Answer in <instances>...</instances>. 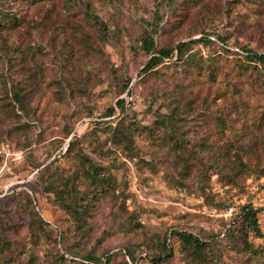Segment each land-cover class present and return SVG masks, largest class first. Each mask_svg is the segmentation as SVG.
<instances>
[{
	"label": "rangeland",
	"instance_id": "1",
	"mask_svg": "<svg viewBox=\"0 0 264 264\" xmlns=\"http://www.w3.org/2000/svg\"><path fill=\"white\" fill-rule=\"evenodd\" d=\"M0 8L16 18L0 28V264H80L106 252L110 264H155L163 243L172 250L164 264H183L177 232L217 240L248 202L264 236V69L244 53L264 52V0H0ZM144 37L156 49L205 43L189 46L194 60L174 50L146 72ZM81 155L107 167L113 183L88 197L77 225L34 165L54 159L48 175L80 176L70 182L83 192ZM223 244L219 264H264V249Z\"/></svg>",
	"mask_w": 264,
	"mask_h": 264
},
{
	"label": "trees",
	"instance_id": "2",
	"mask_svg": "<svg viewBox=\"0 0 264 264\" xmlns=\"http://www.w3.org/2000/svg\"><path fill=\"white\" fill-rule=\"evenodd\" d=\"M15 23L16 18L7 14L6 11L0 8V28L5 26H10L12 28L15 26ZM200 41L205 43V39L201 37L187 42H180L174 48L156 49L154 47L153 38L144 37L143 48L146 51H151L152 56L146 63L143 70L146 72L151 70L153 67L162 62L164 57H171L174 50L177 51V59L194 60V56L192 54H187V51L189 50V46ZM244 51L250 62L254 63L256 67L264 69V52L258 53L251 49H244ZM127 88L128 83H126L122 89L125 90ZM14 96L16 98L18 97L15 92ZM124 105V99L120 98L117 100L116 106L120 110L124 108ZM114 112L115 108L112 107L110 108L108 115H112ZM163 119H165V116L162 115L160 117V123L163 127H165ZM170 121H173L172 116L167 117L166 123L169 125ZM74 137L76 136L74 135L73 138H71L67 151L72 147V142L76 139H74ZM54 162V159L51 160L41 169H38L40 164H33L34 168L37 169L36 176L41 182H43V190L47 193H54L55 200L62 210L70 214L76 221L77 225H81L80 221L82 220V213L88 208V197L90 195H101L107 189V186L113 183V180L110 174L105 173V171H107V167L105 168L104 166L93 162L87 156L81 155V163L85 168L80 175L88 181L86 184L88 189L80 192L78 188L74 186L75 183L70 182L72 177L73 179H79L80 176H68L61 178L60 176L53 174V172L48 175V165L53 164ZM217 173L219 175L222 174V170L218 168ZM258 213V209L252 203L248 202L243 204L225 224V231L222 237H220V233L217 234V240L214 238L204 240L192 233L177 232L176 234L180 240L179 250L181 252L183 264H219V262L223 259V248L225 247L223 244L224 240L229 241L232 245L231 247L235 248L237 251L255 254L257 256L261 255L262 250L264 249V244H258L255 246L251 241H249L250 235L255 238L264 239L259 226ZM124 250L127 256H129L132 260V263H135V258L133 257L132 252L127 247H125ZM170 256H172V250L166 248L163 243L162 251L159 254L152 256L151 259L155 264H164ZM62 258L64 259L63 256ZM111 258L112 253L109 252H106L102 258H96L88 254L79 262L80 264H110Z\"/></svg>",
	"mask_w": 264,
	"mask_h": 264
}]
</instances>
